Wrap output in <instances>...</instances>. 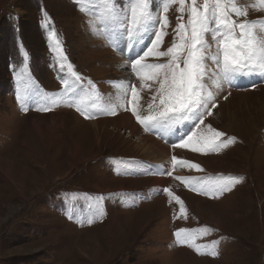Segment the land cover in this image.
I'll return each instance as SVG.
<instances>
[{
  "label": "rangeland",
  "instance_id": "374dc122",
  "mask_svg": "<svg viewBox=\"0 0 264 264\" xmlns=\"http://www.w3.org/2000/svg\"><path fill=\"white\" fill-rule=\"evenodd\" d=\"M129 2L121 0L125 10ZM234 2L247 15L232 18L259 22L264 38L261 0ZM190 3L181 13L179 0H150L156 28L168 20L157 51L179 42L175 29L187 24ZM154 30L130 48L104 0H0V264H264V75H244L242 87L220 79L206 33L202 95L211 114L201 109L202 123L177 125L164 142L137 121L131 103L132 86L139 115L159 103L158 80L131 67ZM168 60L149 55L142 63ZM117 84L123 93L114 99ZM126 119L139 129L131 138ZM216 131L226 142L218 151L206 144ZM143 132L168 155L144 157L135 148ZM184 133H195L201 150L174 146ZM173 157L205 169H185ZM231 177L242 179L232 185ZM216 183L230 190H212ZM179 229L186 231L178 239Z\"/></svg>",
  "mask_w": 264,
  "mask_h": 264
},
{
  "label": "snow or ice",
  "instance_id": "6c2138e0",
  "mask_svg": "<svg viewBox=\"0 0 264 264\" xmlns=\"http://www.w3.org/2000/svg\"><path fill=\"white\" fill-rule=\"evenodd\" d=\"M174 2V0H171ZM264 4V0H261ZM107 9V19L111 21L116 29H122L129 39V47H134L133 41L139 42L144 34L155 29L152 34L154 39L148 43L147 50L142 55H138L131 62L132 69L140 75L144 70H148L153 79L158 80L159 87L156 89V95L153 100L159 101L155 111H151L152 105H149L148 115L141 116L136 112L135 101L137 91L135 86L131 88L132 112L137 121L145 126L146 129L155 131H164L174 129L185 120L203 122L204 111L210 115L207 109V100L202 95L204 87V78L208 75L205 58L208 55L205 49L209 47L205 39V34L210 33L213 41L216 42L217 51L211 54V60L218 69L215 75L225 82L232 83L239 75H249L260 73L264 75V38H258L255 25L259 22L242 21L237 22L232 18L235 16H246V9L238 7L234 0H203L198 5L197 0H191L188 7L187 24L178 22L176 38L179 41L174 42L166 51H157L156 49L162 42V37L166 34L163 29L167 26V16H162L156 28L157 21L154 19V12L150 9V0H130L127 10L121 3V0H104ZM181 13L185 11V0H179ZM168 3L163 4V12L167 13ZM183 17H178L182 21ZM237 30L238 34H237ZM183 57V67H181V56ZM149 55L157 57L167 56L169 60L166 63L144 64L142 61ZM25 59L27 54L25 53ZM71 67V65H69ZM76 76L75 73H73ZM144 76H141L143 79ZM81 77L76 76V81ZM66 83V82H65ZM227 98V97H225ZM215 106V105H213ZM204 109V111H200ZM27 109L25 108V111ZM47 110V109H45ZM115 114V109L112 110ZM85 118H89L87 115ZM198 126V125H197ZM191 132V130H189ZM195 133H184L179 136V143L174 146H191L193 151H199L196 144L193 143ZM222 132H214V137L206 142L212 150L218 151L226 145V142H218L223 136ZM235 138H232L234 142ZM176 163H187L186 161H177ZM190 167L199 169L198 164H191ZM170 174V173H164ZM177 179H180L177 177ZM230 183H238L242 177H231ZM214 191L222 193L230 190L227 183H216L210 186ZM168 191V189H164ZM169 195L171 193L169 192ZM180 202V198L176 197ZM182 204V202H181ZM92 221L89 220V223ZM185 229H179L175 235L179 239ZM199 251V248H197ZM216 253H213L215 255Z\"/></svg>",
  "mask_w": 264,
  "mask_h": 264
},
{
  "label": "bare ground",
  "instance_id": "6f19581e",
  "mask_svg": "<svg viewBox=\"0 0 264 264\" xmlns=\"http://www.w3.org/2000/svg\"><path fill=\"white\" fill-rule=\"evenodd\" d=\"M121 60H123L122 58H121ZM116 81H119L120 82V84H123V85H125L126 86V83L128 82L126 79H123V78H117L116 79ZM235 82L236 83H239V82H249V79L248 78H246V77H242V78H237L236 80H235ZM111 91H112V96H113V98L114 99H116L118 96H120L122 93H123V88H120V87H118V85H116L114 88H112L111 89ZM122 115H127V116H129L130 118H132L130 115H129V113L128 112H125L124 114H122ZM239 118V117H238ZM238 118H237V116H235V115H233V119L234 120H238ZM231 119V118H230ZM88 122H90V121H88ZM98 122V121H97ZM123 123L124 122H126L125 124L128 126V127H130V137L129 136H127V137H129V138H131V136H134V134L137 132V131H139V129H138V127H136L135 125H131L130 124V121L128 120V119H126V121H122ZM237 122V121H236ZM96 122H93V123H89V124H95ZM133 123V122H132ZM241 123V122H240ZM82 124V123H81ZM85 125H88V124H85ZM129 132V131H128ZM143 133H145V132H143ZM149 136L148 134H144V135H142V136H140V135H138V136H136V137H139V139L141 140V141H137V144L135 145V148L136 149H138V150H140L141 151V153H142V151H143V153H145V154H147L146 156H144V157H146L147 159H149V160H151V158H154L155 160H157L156 159V157L159 155V156H163V157H166L167 155H168V152H169V150H167V148L164 146V145H162V144H160V142H158V141H153V138L151 137V136H149V137H147V136ZM138 139V138H137ZM142 145V146H141ZM159 158V157H158ZM178 160H180L179 158H177ZM158 160H160V161H158L160 164H162V163H167V161H165L164 159H162L161 160V158H159ZM202 162V161H201ZM194 164H198L200 167H199V169L201 168H203V169H205V167H204V165H203V162L202 163H200V160H197V163H194ZM190 165H191V163H190V161H188V163H185L184 165H182V167H185V169L187 168V167H190ZM189 169H191V167L189 168ZM198 169V170H199ZM200 169V170H201ZM199 170V171H200ZM215 170V169H214ZM214 170H212V169H209V171H213V172H216V171H214ZM197 170H195L194 172H196ZM194 172H193V174H194ZM174 175V174H173ZM162 177V176H161ZM61 178H63V177H61ZM154 178V181H158V183L159 184H161L162 183V178L161 179H158L157 177H153ZM161 180V181H160ZM158 183H154L153 182V184L154 185H157ZM200 201H203V200H200ZM200 203V202H199ZM200 205V204H199ZM201 206V205H200ZM199 207V206H198ZM201 216H202V214H201ZM208 220V219H207ZM215 220V221H214ZM213 222H215V224H218V223H220L219 222V219L217 218V219H213Z\"/></svg>",
  "mask_w": 264,
  "mask_h": 264
},
{
  "label": "crops",
  "instance_id": "0c3cea01",
  "mask_svg": "<svg viewBox=\"0 0 264 264\" xmlns=\"http://www.w3.org/2000/svg\"><path fill=\"white\" fill-rule=\"evenodd\" d=\"M118 85V84H117ZM94 122H97V121H94ZM90 123H93V122H90ZM89 124V123H88ZM143 156H146L147 154H145V153H143V151H142V153H141ZM191 164H193V163H191ZM195 173V172H194ZM66 179V178H65ZM197 257H200V256H197Z\"/></svg>",
  "mask_w": 264,
  "mask_h": 264
}]
</instances>
